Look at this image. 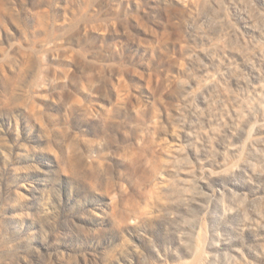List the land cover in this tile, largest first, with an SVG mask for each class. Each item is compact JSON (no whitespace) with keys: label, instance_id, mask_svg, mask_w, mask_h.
<instances>
[{"label":"rangeland","instance_id":"obj_1","mask_svg":"<svg viewBox=\"0 0 264 264\" xmlns=\"http://www.w3.org/2000/svg\"><path fill=\"white\" fill-rule=\"evenodd\" d=\"M0 264H264V0H0Z\"/></svg>","mask_w":264,"mask_h":264}]
</instances>
